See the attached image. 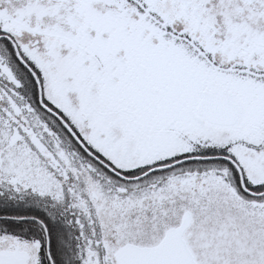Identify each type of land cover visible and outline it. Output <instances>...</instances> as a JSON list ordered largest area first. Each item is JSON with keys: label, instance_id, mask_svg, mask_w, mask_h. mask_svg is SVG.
<instances>
[{"label": "snow or ice", "instance_id": "snow-or-ice-1", "mask_svg": "<svg viewBox=\"0 0 264 264\" xmlns=\"http://www.w3.org/2000/svg\"><path fill=\"white\" fill-rule=\"evenodd\" d=\"M0 264H264V0H0Z\"/></svg>", "mask_w": 264, "mask_h": 264}]
</instances>
